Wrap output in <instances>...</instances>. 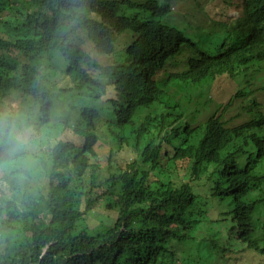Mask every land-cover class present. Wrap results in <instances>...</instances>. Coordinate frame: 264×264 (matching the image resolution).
Returning a JSON list of instances; mask_svg holds the SVG:
<instances>
[{
  "label": "trees",
  "instance_id": "16d2710c",
  "mask_svg": "<svg viewBox=\"0 0 264 264\" xmlns=\"http://www.w3.org/2000/svg\"><path fill=\"white\" fill-rule=\"evenodd\" d=\"M176 1L0 0V108L15 99L49 130L33 172H0V264H158L213 200L229 205L225 240L264 257V113L249 99L243 124L218 110L192 127L166 89L264 69V0H223L217 21L203 12L216 0H193L212 20L196 37L170 21ZM184 49L186 70L160 85ZM98 211L115 214L105 229L87 226Z\"/></svg>",
  "mask_w": 264,
  "mask_h": 264
},
{
  "label": "rangeland",
  "instance_id": "374dc122",
  "mask_svg": "<svg viewBox=\"0 0 264 264\" xmlns=\"http://www.w3.org/2000/svg\"><path fill=\"white\" fill-rule=\"evenodd\" d=\"M176 1V0H175ZM178 1V2H177ZM173 7L172 22L182 26L181 20L189 19L187 25L183 22L186 32L191 36L199 33L207 32V26L211 21L221 19L229 8V4L223 0L207 1L204 3L206 7L204 15H209L212 20H208L202 16L201 10L193 3V0H177ZM215 18V19H214ZM182 29V28H181ZM124 56V55H123ZM189 56L188 50L184 49L183 53L178 57L170 60L169 65L163 73H160L158 83L162 85L173 73H181L186 70V59ZM104 60V59H102ZM100 62H102L99 59ZM103 63V62H102ZM69 80L62 82L61 87H66ZM171 97L175 98L179 106L183 110L185 119L194 127L202 124L214 112L222 110L225 119L228 120L229 126H237L248 121L251 116L250 110L246 104L249 99H254L258 104L259 110L264 113V69L260 72L250 73L248 77L236 81L209 83L193 86H178L171 83L166 88ZM244 92L247 96L240 97L235 91ZM232 98V101L230 102ZM227 108L225 110L224 107ZM66 112L62 108H57L52 118L53 122L63 120ZM100 144H102L100 142ZM100 149L109 148L108 145L102 144ZM193 193L198 196L202 204H212L210 199V189L212 184H204L201 180L191 183ZM216 204H220L218 200H213ZM229 202L228 200L224 201ZM214 204L207 209L206 219L199 225H193L188 231L183 241L171 240L167 245V252L162 255L158 264H264V257L245 249V246L232 239L226 241L224 238V230L216 225V221L225 216L222 215L228 204L218 206ZM231 206V205H230ZM232 209V206H231ZM227 215L226 217H228ZM115 219L114 213L98 211V214L92 215L87 221L90 228H106L107 224H111ZM202 226V227H201ZM201 227V228H200ZM200 229V230H199ZM217 238L215 242L221 246L219 251H212L210 240ZM230 248V251L223 252L224 249Z\"/></svg>",
  "mask_w": 264,
  "mask_h": 264
},
{
  "label": "clouds",
  "instance_id": "9594fccd",
  "mask_svg": "<svg viewBox=\"0 0 264 264\" xmlns=\"http://www.w3.org/2000/svg\"><path fill=\"white\" fill-rule=\"evenodd\" d=\"M43 120L37 109L22 106L15 99L0 108V172L22 176L36 169L39 149L49 138Z\"/></svg>",
  "mask_w": 264,
  "mask_h": 264
}]
</instances>
